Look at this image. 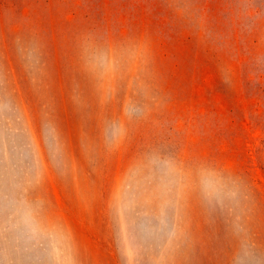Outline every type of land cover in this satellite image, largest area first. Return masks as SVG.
Returning <instances> with one entry per match:
<instances>
[{
	"label": "rangeland",
	"instance_id": "374dc122",
	"mask_svg": "<svg viewBox=\"0 0 264 264\" xmlns=\"http://www.w3.org/2000/svg\"><path fill=\"white\" fill-rule=\"evenodd\" d=\"M0 264H264V0H0Z\"/></svg>",
	"mask_w": 264,
	"mask_h": 264
}]
</instances>
